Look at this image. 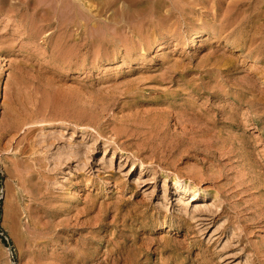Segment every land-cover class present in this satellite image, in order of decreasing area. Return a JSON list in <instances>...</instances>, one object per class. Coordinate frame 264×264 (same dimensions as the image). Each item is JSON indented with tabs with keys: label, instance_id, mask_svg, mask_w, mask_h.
<instances>
[{
	"label": "rangeland",
	"instance_id": "rangeland-1",
	"mask_svg": "<svg viewBox=\"0 0 264 264\" xmlns=\"http://www.w3.org/2000/svg\"><path fill=\"white\" fill-rule=\"evenodd\" d=\"M43 1H0V264H264V1Z\"/></svg>",
	"mask_w": 264,
	"mask_h": 264
},
{
	"label": "bare ground",
	"instance_id": "bare-ground-1",
	"mask_svg": "<svg viewBox=\"0 0 264 264\" xmlns=\"http://www.w3.org/2000/svg\"><path fill=\"white\" fill-rule=\"evenodd\" d=\"M0 1L3 2L4 4L8 5V6H12V4H14L13 2H11L12 0H0ZM13 1H15V0H13ZM40 1H41V0H40ZM44 1H45V0H44ZM44 1H43V2H44ZM53 1H54V3H55L56 0H48V1H47V2H48V4H47V8H48V6L50 7L49 2L52 3ZM57 1H58V0H57ZM60 1H61V2H60V5H59V8L62 9L63 6H65V7L68 6V4H66L67 6H66L65 4L63 5V3H62L63 0H60ZM66 1H68V3L70 2L69 0H66ZM66 1L64 0V2H66ZM73 1H80V0H73ZM86 1H87L88 4H87V3H86V4L84 3V5H85V7L88 8V6H90V4H89L88 0H86ZM86 1H85V2H86ZM108 1H109V0H108ZM174 1H175V0H174ZM225 1H228V0H225ZM233 1H234V0H233ZM263 1H264V0H263ZM36 2H37L38 4L41 3V2H38V0H36ZM71 2H72V1H71ZM71 2H70V3H71ZM92 2H94V0H93ZM92 2H91V3H92ZM105 2H106V1H105ZM152 2H153V3H152V4H153V5H152V8L154 9L153 12H157V11L160 9V8H159V2H158V0H152ZM178 2H179V1H178ZM253 2H254V1H253ZM44 3H45V2H44ZM58 3H59V1H58ZM74 3H75V2H74ZM74 3H73V4H74ZM80 3H81V2H80ZM110 3H111V2H110ZM150 3H151V2H150ZM231 3H232V2H231ZM231 3H230V4H231ZM26 4H27V0H26ZM33 4H34V3H33ZM76 4H77V2H76ZM78 4H79V3H78ZM78 4H77V5H78ZM106 4H107V3H106ZM177 4H178V3H177ZM225 4H227V3H225ZM225 4H224V5H225ZM53 5H54V4H53ZM77 5H76V6H77ZM84 5H83V8H84ZM175 5H176V4H175ZM182 5H184V4L182 3ZM30 6H31V5H30ZM103 6H105V5H103ZM179 6H180V5H179ZM226 6H227V5H226ZM226 6H225V7H226ZM26 7L29 8V4L26 5ZM36 7H37V4L34 5V8H36ZM44 7H45V5H44ZM65 7H64L63 10H65ZM69 7H70V6H69ZM149 7H150V4H149ZM206 7H207V6H206ZM47 8H46V9H47ZM50 8H51V7H50ZM71 8L73 9V6H71ZM76 8H77V7H76ZM121 8H123V7H121ZM142 8H143V7H142ZM161 8L163 9V7H161ZM3 9H4V8H3ZM77 9H78V8H77ZM85 9H86V8H85ZM88 9H89V8H88ZM93 9H94V8H93ZM139 9H140V8H139ZM168 10H169V9H168ZM45 11H46V10H45ZM58 11H59V10H58ZM71 11H72V10H71ZM91 11H92V9H91ZM150 11H151V10H150ZM162 11H163V10H162ZM179 11H180V10H179ZM68 12H69V10H68ZM75 12H78V11H75ZM136 12H137V11H136ZM140 12H141V11H140ZM43 13H45V12H43ZM59 13H60V11H59ZM72 13H73V12H72ZM91 13H92V12H91ZM222 13H223V12H222ZM79 14H80V13H79ZM95 14H96V13H95ZM43 15H44V14H43ZM151 15H152V14H151ZM151 15H150V16H151ZM213 15H214V14H213ZM37 16H38V15H37ZM63 16H64V15H63ZM122 16H123V15H122ZM150 16H149V17H150ZM163 16H165V15H163ZM150 18H151V17H150ZM154 18H155V17H154ZM158 18H159V17H158ZM68 19H69V18H68ZM91 19H92V18H91ZM117 19H118V18H117ZM120 19H124V16H123L122 18L120 17L119 20H120ZM132 19H133V18H132ZM148 19H149V18H148ZM78 20H79V19H78ZM113 20H115V18H114ZM62 21H64V20H62ZM116 21H117V20H116ZM120 21H121V20H120ZM137 21H139V20H137ZM197 21H198V20H197ZM213 21H214V20H213ZM78 22H79V21H78ZM113 22H114V21H113ZM235 22H236V21H235ZM93 23H94V22H93ZM128 23H129V22H128ZM139 23H140V22H139ZM63 24H65V23H63ZM98 24H99V23H98ZM95 25H96V24H95ZM104 25H105V24H104ZM106 25H107V24H106ZM111 25H112V24H111ZM141 25H142V24H141ZM153 25H154V24H153ZM59 26H60V25H59ZM257 26H258V25H257ZM97 27H99V26H97ZM205 27H206V26H205ZM213 27H214V26H213ZM57 28H58V27H57ZM107 29H108V28H107ZM254 29H255V28H254ZM262 29H263V28H262ZM93 30H94V28H93ZM108 30H109V29H108ZM111 30H112V28H111ZM112 31H113V30H112ZM112 31H110V32H112ZM219 31H220V30H219ZM100 33H101V32H100ZM258 34H259V33H258ZM102 35H103V34H102ZM127 35H128V34H127ZM263 35H264V34H263ZM91 36H92V35H91ZM200 36H202V33H201V32H195V33H193V35H192V37H191V39H190V46L195 45L196 42H197V39H198ZM243 37H244V36H243ZM99 38H100V37H99ZM99 38H98V40H99ZM100 39H101V38H100ZM103 39H104V38H103ZM103 39H101V40H103ZM186 39H187V38H186ZM93 40H94V39H93ZM125 40H126V38H125ZM91 41H92V40H91ZM91 41H90V42H91ZM95 41H96V40H95ZM81 42H82V41H81ZM159 46H160V45H159ZM96 50H97V49H96ZM98 53H99V52H98ZM94 57H95V56H94ZM254 62H255V61H254ZM262 72H263V71H262ZM246 74H247V73H246ZM260 75H261V74H260ZM260 75H259V76H260ZM1 86H2V85L0 84V95H1V93H2V92H1V91H2V90H1ZM186 97L188 98V96H186ZM194 97H195V96H194ZM167 108H168V106H167ZM167 108H166V109H167ZM204 109H205V108H204ZM168 111H169V110H168ZM177 113H178V112H177ZM192 113H193V112H192ZM180 114H181V113H180ZM178 116H180V115H178ZM184 116H185V115H184ZM185 117H186V116H185ZM185 117H184V119H185ZM181 118H182V117H181ZM191 119H194V118H191ZM181 120H182V119H181ZM183 121H184V120H183ZM188 121H189V118H188ZM189 122H190V121H189ZM192 122H193V121H192ZM194 122H195V120H194ZM201 122H202V121H200V123H201ZM203 124H204V123H203ZM204 125H205V124H204ZM205 137H206V136H205ZM191 190H192V189H191ZM194 195H195V194H194Z\"/></svg>",
	"mask_w": 264,
	"mask_h": 264
}]
</instances>
